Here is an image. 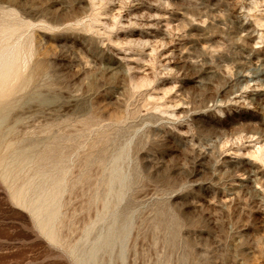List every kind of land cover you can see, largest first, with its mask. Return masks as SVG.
Returning <instances> with one entry per match:
<instances>
[{"label": "rangeland", "instance_id": "1", "mask_svg": "<svg viewBox=\"0 0 264 264\" xmlns=\"http://www.w3.org/2000/svg\"><path fill=\"white\" fill-rule=\"evenodd\" d=\"M4 104L0 264H264V0H0Z\"/></svg>", "mask_w": 264, "mask_h": 264}, {"label": "bare ground", "instance_id": "2", "mask_svg": "<svg viewBox=\"0 0 264 264\" xmlns=\"http://www.w3.org/2000/svg\"><path fill=\"white\" fill-rule=\"evenodd\" d=\"M241 33V32H240ZM263 73V72H262ZM232 93V92H231ZM232 95V94H231ZM235 98V97H234ZM217 104V103H216ZM207 105V104H206ZM7 112H8V107L4 106L3 107H0V125L4 122V120L6 119L7 117ZM54 150V149H53ZM237 157V156H236ZM226 159V158H225ZM238 159V158H237ZM242 160V159H241ZM246 160V159H245ZM231 161H229L230 163ZM200 163V162H199ZM231 164V163H230ZM237 164V163H236ZM244 164V162H243ZM246 164V163H245ZM202 165V164H201ZM251 167V166H250ZM249 169V168H247ZM257 169V168H256ZM224 171V170H223ZM120 173V172H118ZM236 172H234L235 174ZM257 172L255 171H249V172H246V175H247V179L251 177V175H255ZM260 173V172H259ZM243 174V173H242ZM121 175V174H120ZM228 175V174H227ZM260 175V174H258ZM264 175V174H263ZM122 176V175H121ZM123 177V176H122ZM128 178V177H127ZM262 178V177H261ZM238 179V178H236ZM242 179V178H241ZM233 180V179H232ZM231 182V181H230ZM233 182V181H232ZM243 182V181H241ZM247 182V181H246ZM252 183V182H251ZM258 185V184H257ZM242 186V185H241ZM237 188V187H236ZM243 188V187H242ZM261 188V187H260ZM240 189V188H239ZM262 189V188H261ZM234 190V187L233 189ZM236 190V189H235ZM121 192V190H120ZM234 192V191H233ZM234 194V193H233ZM166 209V208H165ZM157 216V215H156ZM160 216V215H159ZM163 219L162 220H165L164 217H162ZM130 219V218H129ZM126 220L123 224V227H122V231L121 230H115L113 229L112 227L110 228V230L107 232V234L105 235L103 241L98 245L97 248H95L88 256H87V259L86 260H90V261H94V263H97L99 262V258H98V255L103 251V254L104 253H108L109 254V258L108 260L106 261V264H112V261L114 260V256H113V253H114V249H115V245H120V253H119V257L120 258H123L124 256V250H125V243L122 242L123 241V236H125L124 234H126L127 232V229H128V226H129V221L130 220ZM158 224V222H157ZM173 233H175L173 231ZM174 236V235H173ZM179 239V237H178ZM176 241V240H175ZM172 247V246H171ZM118 248V247H117ZM187 256V255H186ZM114 257V258H113ZM85 260V261H86ZM120 260V259H119ZM186 263V262H185ZM100 264H103V261L101 260Z\"/></svg>", "mask_w": 264, "mask_h": 264}]
</instances>
